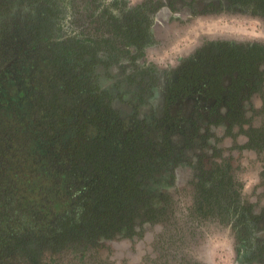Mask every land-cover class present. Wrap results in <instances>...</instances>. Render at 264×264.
I'll return each instance as SVG.
<instances>
[{
    "label": "flooded vegetation",
    "instance_id": "af4514ba",
    "mask_svg": "<svg viewBox=\"0 0 264 264\" xmlns=\"http://www.w3.org/2000/svg\"><path fill=\"white\" fill-rule=\"evenodd\" d=\"M98 1L88 89L148 149L99 262L264 264V0Z\"/></svg>",
    "mask_w": 264,
    "mask_h": 264
},
{
    "label": "trees",
    "instance_id": "16d2710c",
    "mask_svg": "<svg viewBox=\"0 0 264 264\" xmlns=\"http://www.w3.org/2000/svg\"><path fill=\"white\" fill-rule=\"evenodd\" d=\"M100 4L0 0V264H101L138 212L148 149L88 89Z\"/></svg>",
    "mask_w": 264,
    "mask_h": 264
}]
</instances>
